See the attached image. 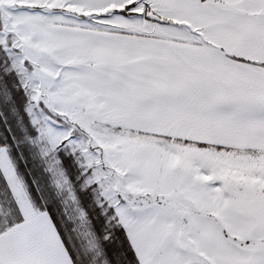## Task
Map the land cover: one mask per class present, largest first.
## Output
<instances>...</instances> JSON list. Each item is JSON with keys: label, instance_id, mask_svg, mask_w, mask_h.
I'll return each instance as SVG.
<instances>
[{"label": "snow or ice", "instance_id": "6c2138e0", "mask_svg": "<svg viewBox=\"0 0 264 264\" xmlns=\"http://www.w3.org/2000/svg\"><path fill=\"white\" fill-rule=\"evenodd\" d=\"M0 264H264V0H0Z\"/></svg>", "mask_w": 264, "mask_h": 264}, {"label": "trees", "instance_id": "16d2710c", "mask_svg": "<svg viewBox=\"0 0 264 264\" xmlns=\"http://www.w3.org/2000/svg\"><path fill=\"white\" fill-rule=\"evenodd\" d=\"M28 167L32 169V174H33V176H35L37 179H42V175H41V171H40V169L38 168V166H37L34 162H32V161L30 160V158H29V164H28ZM20 168H21L22 170L25 169V164H24L23 162H21V164H20Z\"/></svg>", "mask_w": 264, "mask_h": 264}, {"label": "rangeland", "instance_id": "374dc122", "mask_svg": "<svg viewBox=\"0 0 264 264\" xmlns=\"http://www.w3.org/2000/svg\"><path fill=\"white\" fill-rule=\"evenodd\" d=\"M39 168V167H38ZM22 170V169H21ZM23 171V170H22Z\"/></svg>", "mask_w": 264, "mask_h": 264}]
</instances>
